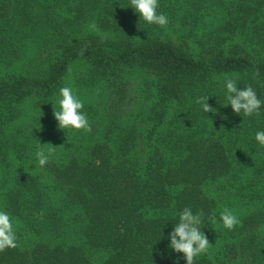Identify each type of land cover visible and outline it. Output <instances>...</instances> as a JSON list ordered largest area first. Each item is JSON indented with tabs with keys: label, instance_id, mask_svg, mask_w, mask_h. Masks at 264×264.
<instances>
[{
	"label": "trees",
	"instance_id": "16d2710c",
	"mask_svg": "<svg viewBox=\"0 0 264 264\" xmlns=\"http://www.w3.org/2000/svg\"><path fill=\"white\" fill-rule=\"evenodd\" d=\"M158 4L163 27L130 0H0V204L18 225L17 247L0 252V264H186L168 248L185 207L203 212L207 238L219 230L194 264H264V146L255 139L264 103L252 116L224 105L226 79L264 102V0ZM213 12L215 25L205 18ZM78 64L77 92L104 88L80 110L92 130L41 167L34 141ZM133 70L147 76L136 91ZM138 142L143 159L133 155ZM218 178L245 198L231 230L205 190Z\"/></svg>",
	"mask_w": 264,
	"mask_h": 264
},
{
	"label": "clouds",
	"instance_id": "9594fccd",
	"mask_svg": "<svg viewBox=\"0 0 264 264\" xmlns=\"http://www.w3.org/2000/svg\"><path fill=\"white\" fill-rule=\"evenodd\" d=\"M131 7L139 17L148 24H156L161 27L168 24V18L163 13H158V0H130ZM94 28L95 25H92ZM225 86L227 89V103L225 106H231L234 113L245 116L259 115L262 102L251 87V85L238 88L234 79H226ZM60 99L58 101L59 110L53 108V115L59 122V129H74L91 132V125L86 114L80 111L84 105L83 102L73 94L70 87H61L59 90ZM209 96L198 97L196 103L200 104L206 113L213 112L208 101ZM256 141L264 146V131H257L255 134ZM55 147H49L46 151L39 148L36 152L39 165L44 167L49 157L54 153ZM223 227L233 229L240 221L231 210L225 208L220 213ZM204 223L203 212L193 214L192 210L185 207L179 215V222L174 225L173 230L168 233V248L176 253H183L186 264H194L195 258L208 252L210 242L201 230ZM16 233L11 223L10 216L7 212L0 211V252L8 248H16Z\"/></svg>",
	"mask_w": 264,
	"mask_h": 264
},
{
	"label": "rangeland",
	"instance_id": "374dc122",
	"mask_svg": "<svg viewBox=\"0 0 264 264\" xmlns=\"http://www.w3.org/2000/svg\"><path fill=\"white\" fill-rule=\"evenodd\" d=\"M205 18L208 20L209 23H213L215 25L218 22V13L216 12L210 13V15H207ZM85 31H96V29H93L92 26L91 27L86 26ZM172 37L174 38L175 34H173ZM81 67H83L82 64L80 65L78 64V65H74L73 68H70L71 69L69 71L70 74L68 75L66 82H65L67 86L65 87H70L73 90V94L76 95L83 102L84 107L82 109H84L86 106H89V105L96 106L98 104L99 96L103 93L104 88L102 87V85H100V83L98 84L96 83L95 85L85 86L86 87L85 91L81 89V92H77L76 89L73 88L75 87V85L72 82V79L70 80V78L73 75H80ZM146 77L147 76L143 75L141 72H138V71L134 72L133 70L132 74L129 76V79L131 82V86H130L131 90L134 89L136 91L137 88H140L143 80ZM60 98L61 97L59 95L58 98L55 100L56 105L54 104L56 107H58V110H59L58 101ZM91 117H92V113H91ZM88 121L90 125L93 123L92 119H88ZM58 123L59 122L55 119L53 122H51L49 127L43 126L38 131L39 136L37 139H35L36 141H34L36 144V149H35L36 152L39 148H44L46 151L49 147L54 146L55 151L49 157L51 158L53 156L62 155L67 144H70L72 142H79V141L83 142L84 141L82 139V136H83L82 133L84 132L83 130L59 129L57 127ZM139 127L140 129L144 131L146 127V123L139 124ZM133 155L138 156L141 159H143L144 145L142 142L137 143V146H136V149ZM13 166L16 168L18 167L22 170H26V171L37 174L42 180H44L48 184L52 182V178L50 177V175H48L44 170L39 168L37 164L34 163L33 161L20 162L18 160L17 162L13 164ZM205 190L208 191V193L211 194V196L214 197L218 201V205L220 207V208L218 207V209L221 211L227 208L231 210L234 215H236L238 205L239 206L242 205L243 209L245 207V205L241 203L240 199L238 200V198L241 196H237L238 197L237 200L232 198L231 194L234 192V189H232L229 186L228 182L226 181V178H218V179L209 181L205 185ZM0 211L6 212L2 204H0ZM11 223L13 224L14 230L18 229V225H16L12 220H11ZM218 232L219 230L215 229L214 232L211 233V236L208 238L210 245H214V243H216L219 240Z\"/></svg>",
	"mask_w": 264,
	"mask_h": 264
}]
</instances>
